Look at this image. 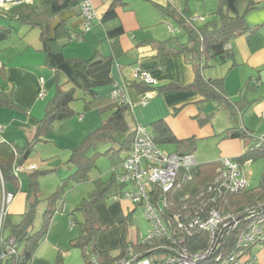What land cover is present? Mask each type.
Segmentation results:
<instances>
[{"label": "crops", "instance_id": "1", "mask_svg": "<svg viewBox=\"0 0 264 264\" xmlns=\"http://www.w3.org/2000/svg\"><path fill=\"white\" fill-rule=\"evenodd\" d=\"M112 1L91 0L94 16L89 28L82 39L76 41V44L71 41L72 44L68 43L62 52L67 58H88L97 52L114 60L111 68L113 84L98 87L96 91L101 96L110 97L114 89H120L128 103V121L132 127L139 124L151 130L154 122L163 120L176 139L195 138V150L197 144L202 142H208L219 149L217 159L205 162L238 158L248 149L253 140L231 137L230 129L233 127L264 136V0H255L257 6L245 14L247 26L257 29L233 37L226 45L229 55L224 59H213L211 66L207 67L209 69L202 70L204 78H222V91L227 100L208 99L196 89H157L170 82L187 84L195 77L196 62L180 52V44L185 40L176 38L180 33L174 17L168 12L192 13L191 17L197 18L195 23H199L213 19L209 14L217 7L218 0H214L210 7L206 0H124L123 5L116 7V18L103 22L102 17ZM12 7L0 6V92L11 95L18 108L0 103V125L3 126L4 141L22 148L33 139L37 121L44 116L47 96L51 92L54 94L56 82H65L66 76L46 66L44 53L40 50L39 33L36 34L35 28L20 22L10 11ZM205 10L210 13H202ZM118 25H121L123 33L115 40L108 38L107 30ZM161 41L166 44L162 50H158L157 43ZM136 68L147 72L154 79L155 84L150 85L152 89H144L143 84L142 90L137 88L134 83ZM40 80H43L45 91L42 98L38 97ZM92 113L79 116L76 121L79 126L76 137L66 138L61 134L66 120L54 122L52 129L22 161L21 165L26 168L24 172H28L27 168L31 165L37 169L51 170L40 177L41 188L52 189L59 177L70 172L72 168L67 163L70 151L91 130L98 127L107 115L97 112L95 116ZM87 117L95 119L86 122ZM165 144L172 146L168 153L176 151V143ZM161 145L164 144H157L163 151ZM194 152L190 155L198 163ZM235 161L240 164L246 180L242 167L250 160ZM110 170L112 172V167ZM24 172L20 174L22 190L15 191L7 205L8 213L14 221H18L26 209L27 180ZM55 174L56 178L46 180L45 177ZM95 179L101 178L90 176L89 180L74 185V190L78 189V196H75L74 201L67 200L64 203L62 197L46 236L41 239L28 264H54L57 257L60 256L63 261L68 254L71 262L66 260L62 264H84L81 249L71 245L72 239L80 234L78 218H83L80 212L74 210L83 198L95 191ZM4 193L0 184V205ZM137 206L139 207L124 197L123 193L94 205L96 221L100 227L94 244L99 251L116 256L124 249L133 250V245L141 243L135 239L131 244L125 242L124 248L121 243L122 229L124 230L121 225L124 226V222L119 221L120 217L130 214L132 219V212ZM41 207L40 221L35 228L41 224L46 202ZM5 237L6 233L3 238ZM73 248L80 251L71 252ZM114 250L118 253H112ZM253 252L259 264H264V246Z\"/></svg>", "mask_w": 264, "mask_h": 264}, {"label": "trees", "instance_id": "2", "mask_svg": "<svg viewBox=\"0 0 264 264\" xmlns=\"http://www.w3.org/2000/svg\"><path fill=\"white\" fill-rule=\"evenodd\" d=\"M80 2L81 0H32L30 3L14 5L10 9L20 22L30 28L39 29L40 50L44 53L46 66L55 72L63 73L66 76V81L56 82L54 94L46 104L44 116L37 121L33 139L28 141L24 147L20 148L10 142H5L1 136L0 184L3 186L4 192L14 196L15 191L22 190L20 174L26 170L21 165L22 161L28 156L34 145L42 141L43 136L52 129L54 122L65 120L76 113L71 106L73 100L83 99L85 110L97 108L99 114L107 113V115L98 127L91 130L78 143L77 147L70 151L67 162L72 169L67 176L60 180L56 190L49 195L38 228H35L34 221L41 193L39 179L51 170L28 167L29 171L24 172L27 180L26 209L20 215L19 220L14 221L6 208L0 232V264H28L41 239L46 236L54 213L59 210L57 205L62 199L61 195L70 183L89 180L90 172L100 155L109 157L112 172L107 180L95 179V191L83 198L75 208V212L78 211L83 215V221L78 224L81 229L80 234L72 239L71 245L81 249L84 264H113L125 250L120 255L112 256L106 251L97 249L94 240L100 227L96 221L94 205L101 200L119 196L126 189H130V185L118 181L120 172L117 167L127 157L131 149L136 125L132 127L128 121L129 108L124 95L122 101L111 98V96H101L96 91L98 87L113 84L111 68L114 60L111 57H104L95 52L88 58H67L62 52L68 43L78 41L72 38L73 35L81 36L82 39L85 32L83 27L85 19L82 16ZM123 4L124 0H113L105 11L102 21L107 22L115 19L117 16L116 7ZM256 6L255 0H218L217 7L209 14L213 16V19L199 23L190 21L192 13L168 12L174 17L180 33L176 38L183 37L185 40L180 44V52L192 57L196 62V70L195 77L190 83L170 82L157 89L159 91L196 89L208 99L227 100L222 91V78H204L202 70L210 67L209 62L213 59H224L229 55L230 51L226 45L233 37L257 29L248 27L245 22V14ZM122 33L121 25L107 30V36L112 40L118 38ZM164 44L166 42H158V50H162ZM134 83L141 90L143 85L146 90L152 89L150 85L137 78H134ZM246 87L249 86L246 85ZM78 90L82 92L79 97L76 96ZM0 103L7 107L18 108L11 95L3 92H0ZM150 131L156 145L176 143L177 148L173 152L175 154L190 155L195 151V138L176 139L163 120L154 122ZM230 131L231 137L253 140L248 149L237 158L238 161L244 162L255 157L264 158V140H259L260 135H254L239 127H233ZM101 146H107L102 153L98 150ZM17 166L21 167V170L17 171ZM219 166V161H212L196 163L190 169L191 179L170 194L167 205L161 209L163 220L167 226L176 225V222L170 217L171 212L180 211L190 200L194 201V205H203L205 209L214 207L223 212L242 211L264 201V170L255 187H246L239 194L225 193L223 199L216 203L209 201L208 198L212 195L208 198L203 197V200L196 199V195L206 192L208 185L215 180ZM119 221L127 225L131 224L132 219L130 214H127L121 216ZM181 221L184 222L185 219L181 217ZM171 231L173 237H183V245L189 252H198L208 245V236L201 230L185 233L174 228ZM5 233L6 237L3 238ZM123 236L122 248L125 247ZM9 238L15 240V250L12 254L3 255L5 243ZM233 238V235L227 238L230 241L229 244L233 242ZM133 246L135 251L142 250V252L151 248V245L138 243ZM54 264H62L60 256L57 257Z\"/></svg>", "mask_w": 264, "mask_h": 264}, {"label": "built area", "instance_id": "3", "mask_svg": "<svg viewBox=\"0 0 264 264\" xmlns=\"http://www.w3.org/2000/svg\"><path fill=\"white\" fill-rule=\"evenodd\" d=\"M31 1L0 0V6H14ZM80 9L85 19L83 27L86 31L94 16L91 0H81ZM196 20V17L190 18L192 22ZM72 38L80 40L81 36L73 35ZM134 78L148 85L155 84L154 79L139 68L135 69ZM42 85L43 80H40L39 98L45 94ZM110 96L124 100L120 89H114ZM145 102L146 99L143 100V103ZM2 133L3 126L0 125V140ZM259 140H264V136L261 135ZM194 165L196 162L192 155L161 151L146 126H135L131 149L117 167L120 172L118 181L131 186V189L123 192V196L133 204L141 205L144 210L150 230L140 244L151 245V248L143 252L128 248L113 264H259L253 249L259 250L264 246V201L242 211L223 212L214 207L205 209L203 205H194V201L190 200L180 211L171 212L170 217L176 225L169 227L164 222L161 209L167 205L169 195L191 179L189 171ZM16 170H21V167L17 166ZM246 187L247 182L240 164L229 158H221L215 180L208 185L206 192L197 194L196 199L203 200V197L212 195L208 199L211 203H216L223 199L225 193L239 194ZM12 198L11 193L3 194L0 205V232L7 205ZM181 217L185 219L184 222ZM174 228L185 233L195 230L205 232L208 236L207 247L198 252H189L183 245V237H173L171 229ZM230 235L234 238L229 244L227 238H230ZM15 246V240L9 238L5 243L3 255L12 254ZM228 248L230 249L227 250ZM151 254L156 256L151 258Z\"/></svg>", "mask_w": 264, "mask_h": 264}, {"label": "rangeland", "instance_id": "4", "mask_svg": "<svg viewBox=\"0 0 264 264\" xmlns=\"http://www.w3.org/2000/svg\"><path fill=\"white\" fill-rule=\"evenodd\" d=\"M206 2H207L208 6L209 5L212 6L211 3H213L214 0H206ZM206 11L207 10L202 11V13H204ZM207 13H210V12L207 11ZM38 30H39L38 28H35V33L36 34L39 33ZM73 43L76 44L77 42L75 41ZM71 44L72 43H70V45ZM211 68H210V70H213ZM207 69H209V68H207ZM52 94L53 93L51 92L47 96L48 98H47L46 102L51 99ZM81 95H82V92L78 90L76 92V96L79 97ZM71 106L74 108L76 113L73 116L68 117V118L65 119L66 120V123H65L66 125H65L64 129L62 130L61 134L64 137H66V138L67 137H69V138L70 137H76L78 135L79 126L76 125V121H77V119H79L80 115H82V114L85 115L86 113H88V115H89L91 112H93L92 114H95V116H96V113L98 112L97 108H92V109H89V110H85L84 109V101H83V99H75V100H73L71 102ZM91 110H93V111H91ZM100 115H103V114H100ZM91 119L94 120L95 118L87 117L86 118V122L88 120H91ZM90 122H92V121H90ZM59 129H61V128H59ZM106 148H107V146H104V147L101 146V147L98 148V150H99V152L102 153V152H104L106 150ZM161 149L164 152L168 153V152H170V150H172V146L164 144V145H161ZM194 154H195V157L198 158V160H197L198 163H200L201 161H204V162L205 161H211V160H214V159L218 158L219 149L216 146H214V145H212V144H210L208 142H205V144H203V142H202V143H198L197 144V148H196ZM235 159H237V158H234L232 160L235 161ZM220 160H221V158H220ZM249 160L250 161H246L244 163L242 168H243V171H244V175L246 177L247 187H255L259 183L261 174H262V172L264 170V158L255 157V158H252V159H249ZM246 163H249V164L247 165ZM110 168H111V161H110L109 157L107 155H100L99 157H97V159L95 161V166L92 168V170L90 172V176L96 175V176H99L102 180H107L110 177V175H111ZM245 171H246V173H245ZM249 172H251V173H249ZM65 176H67V174L59 177L60 179L57 181L56 184L53 185L52 189L41 188V186H40V188H41V193H40V196H39V200L40 201H39V203L37 205V209H36V216H35L34 226H36L39 223V221H40L39 210H40V208H42L41 206L43 204H45V202L47 201L49 195H51L56 190L58 184L60 183V180L62 178H64ZM41 177H44V176H41ZM45 178H46V180H50L51 178H56V174L53 175V176L45 177ZM75 184L76 183H70L67 186V188L65 189L64 193L61 195V198L64 197L63 198L64 203L67 200L68 201L70 200L72 202V201H74V198H76L75 196H78V193H77L78 189L74 190V188H75L74 185ZM26 187H27V184H26ZM79 188H82V187H79ZM67 196H68V199H67ZM79 201H81V200H79ZM132 216H133V218H132L131 224H127V225H124V226L121 225L122 227H124V230L122 229V236L124 235L123 236L124 237V241L127 242L128 244H131V241H135V239L142 241L147 236V234L149 233V230H150L149 221L146 218L144 210L142 209L141 206H139V207L137 206L134 209V211L132 212ZM81 218L82 217L78 218L79 219L78 220L79 223H81L83 221V218H82V221L80 220ZM74 235H75V233L73 234L72 237H74ZM71 250H72L71 252H77L79 249L78 248H73ZM112 253L116 254V253H118V251L114 250V251H112ZM155 256H156L155 254H151V258H154ZM69 258H70V255L68 254L66 256V260L71 262V260H69ZM66 260L63 259L64 263H66Z\"/></svg>", "mask_w": 264, "mask_h": 264}]
</instances>
